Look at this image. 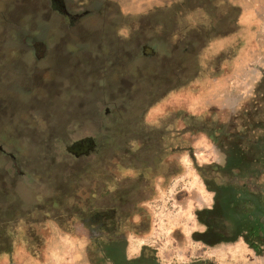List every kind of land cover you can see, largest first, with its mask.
Instances as JSON below:
<instances>
[{
    "label": "rangeland",
    "instance_id": "1",
    "mask_svg": "<svg viewBox=\"0 0 264 264\" xmlns=\"http://www.w3.org/2000/svg\"><path fill=\"white\" fill-rule=\"evenodd\" d=\"M0 145V264L237 262L239 212L264 217V0H0Z\"/></svg>",
    "mask_w": 264,
    "mask_h": 264
},
{
    "label": "crops",
    "instance_id": "2",
    "mask_svg": "<svg viewBox=\"0 0 264 264\" xmlns=\"http://www.w3.org/2000/svg\"><path fill=\"white\" fill-rule=\"evenodd\" d=\"M244 15V22L249 25L252 20V13L247 12ZM243 214L245 213L239 212V216L245 221L242 222L241 220L239 230L241 231V238L244 237L245 241L238 243V261L233 262L229 260L228 264H264V217L260 218L257 224L253 227L254 232L251 233L252 229L248 225V222L251 221V217L247 218L246 216H243ZM101 226H97L96 230L102 231L103 229ZM115 245H117V243Z\"/></svg>",
    "mask_w": 264,
    "mask_h": 264
},
{
    "label": "flooded vegetation",
    "instance_id": "3",
    "mask_svg": "<svg viewBox=\"0 0 264 264\" xmlns=\"http://www.w3.org/2000/svg\"><path fill=\"white\" fill-rule=\"evenodd\" d=\"M53 1H56V0H53ZM58 1V0H57ZM223 26H225V25H227V27H229V23H230V15H226V16H224L223 17ZM194 40V39H193ZM189 41V40H188ZM185 44L184 45H186V46H184V47H182V50H181V54H180V56L182 57L181 59H183V58H187V57H190V56H194V51H192L191 52V54H190V52H189V47L187 46V41L186 42H184ZM198 44H200V42L198 43ZM189 45V44H188ZM190 46V45H189ZM193 46V47H192ZM191 47L192 48H194V41L192 42V44H191ZM193 50V49H192ZM162 57H164V62H166V61H169V62H172V63H175V64H177V60H179V59H177L176 57H175V55L174 54H171V53H168V55H163ZM180 62V61H179ZM178 65H180V63H178ZM172 82V81H171ZM170 82V84L169 85H166V86H164V88H171V87H174V86H176V85H178V80H173V82L171 83ZM191 129V128H190ZM192 129H194V126H192ZM83 143L81 142L80 143V145H81V147H79V149H77V155H83V153H85V150L83 149L84 148V146L82 145ZM78 145H79V142H78ZM73 146H74V144H73ZM83 146V147H82ZM0 149H2V146L0 145ZM0 151H2V150H0ZM137 177H141L140 176V174L139 175H137ZM142 178V177H141ZM122 191H121V188L120 187H117V189H115L113 192H112V196L113 197H115V198H118V197H116V196H118V195H120V193H121ZM215 192V194L217 193L216 191H214ZM226 200V202H225V205L227 204V199H225ZM220 199H217V200H215V203H214V205L211 207V208H209L208 210H206V213L207 214H209V213H216V214H219V211H218V209H216V206L218 207L219 206V204H220ZM229 206H231V204H228ZM122 206L120 205V206H118V208L116 207V208H113V212L116 214V212H117V210L119 209V208H121ZM226 207V206H225ZM227 208V207H226ZM217 210V211H216ZM227 215H229V216H233V214H231V213H227ZM233 218H234V220H235V217L233 216ZM206 223V224H205ZM203 224H205L206 225V229H205V231H203V232H201V234L200 235H197L199 238H200V240H203L204 242L206 241H208V242H210L209 240L210 239H206L207 238V236H212V238H214V236L216 237V239H214L215 241L214 242H216V240L217 239H219V240H222L223 238L222 237H224V234H220V236H216V235H214L213 234V232H212V227L211 226H209L208 225V222H204V220H203ZM97 225H103V224H101L100 223V220H99V222H97ZM218 225H221V226H223L222 225V222H221V224L220 223H218ZM240 225L241 224H239L238 226H237V228L239 229V227H240ZM231 226V228H233V226L232 225H230ZM220 227V226H219ZM236 227V226H235ZM208 229H210V232H208L207 230ZM234 229V228H233ZM221 233H223V232H221ZM116 242V241H115ZM211 244V243H210ZM214 244H216V243H214ZM145 259V258H144ZM144 264H150L149 262L147 263V262H143Z\"/></svg>",
    "mask_w": 264,
    "mask_h": 264
},
{
    "label": "trees",
    "instance_id": "4",
    "mask_svg": "<svg viewBox=\"0 0 264 264\" xmlns=\"http://www.w3.org/2000/svg\"><path fill=\"white\" fill-rule=\"evenodd\" d=\"M0 150H2V151H0L1 153L4 151L3 150V147H2V149H0ZM207 183V182H206ZM223 205H224V203H223ZM218 210H220V209H218ZM213 215H215V216H221L220 214H213ZM222 217V216H221ZM220 220L219 219H216V222H219ZM221 226V225H220ZM223 227V226H222ZM225 230V229H224ZM240 231V230H239ZM240 233H241V231H240ZM116 258H117V256H116ZM118 259V258H117ZM112 262H114L113 260H112Z\"/></svg>",
    "mask_w": 264,
    "mask_h": 264
}]
</instances>
